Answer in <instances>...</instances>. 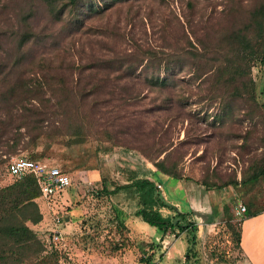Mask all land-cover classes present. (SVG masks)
<instances>
[{"label": "rangeland", "instance_id": "374dc122", "mask_svg": "<svg viewBox=\"0 0 264 264\" xmlns=\"http://www.w3.org/2000/svg\"><path fill=\"white\" fill-rule=\"evenodd\" d=\"M94 2L103 9L101 0ZM260 4L264 0H128L82 21H71L67 14L54 21L39 0H0V122L8 113L17 116L24 109H38L49 135L23 148L28 138L21 127L23 139L11 152L4 142L14 130L0 125V188L14 181L6 164L15 156L56 167L70 177V187L59 195L36 199L42 219L28 224L49 250L58 253L56 264H139L135 245L149 242L151 232H160L137 222L135 201L128 194L106 195L102 187L110 191L124 182L131 167H152L143 155L153 157L164 150L157 159L169 153L188 182L205 174L210 180H239L259 157V123L235 120L241 115L237 113L213 122L218 106L204 96L205 83L193 80V70L185 62L184 69L174 73L173 87L168 80L164 89L147 82L163 75L158 61L143 59L129 76L124 66L134 65L142 52H171L187 40L196 47L197 40L206 48L212 46L218 33L239 26ZM25 32L29 38L19 45ZM69 90L71 95L85 93L81 99L61 100ZM75 123L80 124L81 142L67 147L64 136L73 135ZM31 133L37 130L31 128ZM154 176L149 181L156 193L161 191L157 177L168 200L182 198L177 181L169 179L172 189L160 174ZM211 192L210 205L221 202L222 208L227 202L229 209L238 200L243 206L251 202L254 212L264 210V178L251 190L227 186ZM116 211L125 229L115 224ZM165 212L161 211L167 216ZM55 216L61 218L57 227ZM187 220L196 222L198 229L196 256L190 264H245L225 228L222 210L209 225L190 216ZM240 222L232 220L237 228ZM55 229L61 238L52 243L48 235ZM161 246L162 258L156 254L154 264H184V234L166 236Z\"/></svg>", "mask_w": 264, "mask_h": 264}, {"label": "trees", "instance_id": "16d2710c", "mask_svg": "<svg viewBox=\"0 0 264 264\" xmlns=\"http://www.w3.org/2000/svg\"><path fill=\"white\" fill-rule=\"evenodd\" d=\"M39 1L45 7L51 20L60 21L63 19L62 16L67 14L71 21L75 19L82 21L93 14H98L99 10L101 13L105 9L111 8L112 5L128 0H101L104 3L103 9H98L94 0ZM78 26L77 30H80L82 22L78 23ZM224 30L225 32L218 33L215 42L212 46L208 45L207 48L202 40L196 41L200 49L187 40L186 44L174 48L171 52H142L140 58L135 59L134 65L124 66V73L129 76L141 65L143 59H147V63L152 60L158 61V64H162L163 75L150 77L147 82L151 88L164 89L170 84L167 83L168 80L172 82L170 85L173 87L174 73L181 72L185 62L193 70V80H200V83H205L203 86L204 96L212 104L216 103L218 106L219 111L218 114L214 115L213 122H222L232 118L237 113L241 115L240 117L237 115L235 120L248 119L259 123L261 127V134L257 139L261 148L259 157L249 164L239 180H210L209 176L205 174L200 179L192 181L206 192L219 191L227 186L251 190L264 178V4L254 7L247 13L245 21L239 26ZM28 38L29 33L25 32L19 45ZM187 58L189 61L186 60ZM124 59L126 58L122 60ZM119 64L121 65V63ZM68 92L70 94L61 95L60 99L68 100L70 97L71 99L74 97L81 99L85 93L82 91L76 95H71V90ZM1 98V101L5 102L6 94ZM59 107L62 108V105ZM63 108L64 112L68 113L69 105L65 103ZM43 117V111L32 108L24 109L21 115L14 116L10 113L4 115L0 125L14 130L4 142L7 148L12 152L21 142L23 136L18 132L21 127L25 129L28 138V142L24 144L23 148L28 147V145L34 146L41 136L49 139V135H46L47 127H42L45 120ZM31 128L37 130V133L32 134ZM79 129L80 124L75 123L72 126L73 135L64 136L67 147L81 142L78 134ZM235 136L245 138L244 135ZM8 142L11 144L8 145ZM163 152L165 151L158 150L153 157L143 156L154 171L161 176L175 181H188L170 158L169 153L164 154L162 159H157ZM102 189L106 195H114L119 192L128 194L135 201L133 216L161 234L158 241H140L135 245L140 253L139 264H154L156 254H158L157 259L161 260L163 254L161 242L168 235L178 237L180 234H184L186 242V250L183 255L184 264H190L195 259V247L198 240L197 224L187 220L191 213L176 212L173 206L167 204L158 192L156 193L149 180L138 179L134 173L128 172L124 182L112 185L110 191L104 186ZM154 191L155 194H153ZM38 198L40 199L39 188L35 178L31 175L14 180L0 188V264L57 263L58 253L55 249L49 250V245H45V242L39 239L28 227V224L36 225L42 219L36 203ZM251 206V202L246 203L245 212L240 221L255 217L259 213L252 211ZM161 209L172 211L174 215L164 217L159 211ZM222 212L226 216L224 224L230 234L231 242L239 251L240 224L237 228L232 223L234 217L232 213H229L226 205L222 207ZM118 215L119 213L116 211L115 224L125 229Z\"/></svg>", "mask_w": 264, "mask_h": 264}, {"label": "crops", "instance_id": "0c3cea01", "mask_svg": "<svg viewBox=\"0 0 264 264\" xmlns=\"http://www.w3.org/2000/svg\"><path fill=\"white\" fill-rule=\"evenodd\" d=\"M131 170L134 172L136 178L145 180H152L156 173L152 167H148L147 165L141 168L131 167ZM161 177L164 184L169 185V188L173 189L175 185L171 183L169 179L163 176ZM156 179H158V181L154 179L156 184L161 187V191H157L158 194L167 204L173 206L176 212L181 214L191 213L190 217L195 220H201L203 225L211 224L217 213L218 215H221V202L219 203L220 206L216 203L210 205V194L213 192H206L201 186L182 180L177 181L179 183V188L182 190V198L174 201L168 200L164 193V186L160 183L161 181L159 182V178L156 177ZM229 198L228 195L227 199ZM222 204L226 205L228 203L224 202ZM232 205L233 204H231V207L229 208L230 210ZM163 210L168 214L167 216L163 215L164 217H172L174 215V212L166 209L159 210L160 213ZM135 219L139 222L137 218ZM139 224L147 229L144 224L140 222ZM151 234L152 237L149 241H157L161 235L160 233L155 234L153 232H151ZM239 254L243 258L245 264H264V210L263 212L260 211L255 217L244 219L240 222Z\"/></svg>", "mask_w": 264, "mask_h": 264}, {"label": "built area", "instance_id": "2783aa9c", "mask_svg": "<svg viewBox=\"0 0 264 264\" xmlns=\"http://www.w3.org/2000/svg\"><path fill=\"white\" fill-rule=\"evenodd\" d=\"M7 174L14 180H19L27 175L35 178L40 192V199L48 201L59 195L71 185L70 177L60 169L43 164L33 159L24 156H15L9 159L6 164ZM157 190H160V185H157ZM231 212L236 221H240L245 212V206L240 201H235L232 205ZM54 226L61 224V218L55 216L53 219ZM52 243L60 241V232L52 230L48 235Z\"/></svg>", "mask_w": 264, "mask_h": 264}]
</instances>
